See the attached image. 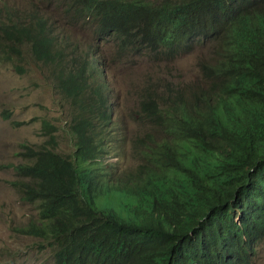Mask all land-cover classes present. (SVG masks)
Wrapping results in <instances>:
<instances>
[{
  "label": "trees",
  "instance_id": "trees-1",
  "mask_svg": "<svg viewBox=\"0 0 264 264\" xmlns=\"http://www.w3.org/2000/svg\"><path fill=\"white\" fill-rule=\"evenodd\" d=\"M64 7L120 57L171 60L211 43L207 85L188 96L163 77L149 79L138 115L153 129L136 141L147 164L117 177L102 162L113 120L98 91L106 82L97 53L67 56L68 42L38 12H9L0 21V63L28 51L54 67L74 108L71 154L58 150V127L47 120L46 140L18 152L24 161L13 165L11 183L39 216L17 230L46 242L55 264H254L264 241V0H65ZM102 197L130 217L100 210Z\"/></svg>",
  "mask_w": 264,
  "mask_h": 264
},
{
  "label": "rangeland",
  "instance_id": "rangeland-1",
  "mask_svg": "<svg viewBox=\"0 0 264 264\" xmlns=\"http://www.w3.org/2000/svg\"><path fill=\"white\" fill-rule=\"evenodd\" d=\"M64 3L65 0H0V21L7 20L9 12L13 18L16 14L36 11L52 24L54 35L68 42V52L81 55L97 45L104 60L116 123L109 156L102 162L106 170L112 171L113 167L117 177L137 173L147 161L145 147L136 141L153 129L138 115L141 94L149 87V79L163 77L171 88L173 83L189 96L191 90L204 84L200 64L210 58L212 45H199L194 54L173 63H155L145 54L120 57L113 42H96L93 25L67 12ZM76 46L80 50H74ZM53 70L50 65L36 62L28 51L20 61L0 63V264H55L54 253L46 242L17 230L37 218L39 211L11 183L18 178L13 165L24 161L18 155L22 144L45 141L44 120L58 126L55 134L60 152L71 154L75 149L68 129L74 110L56 88ZM161 91H165L164 86ZM156 133L163 137L159 130ZM97 207L113 210L126 219L130 217L120 202L105 197L97 200ZM254 264H264V241L257 247Z\"/></svg>",
  "mask_w": 264,
  "mask_h": 264
},
{
  "label": "clouds",
  "instance_id": "clouds-1",
  "mask_svg": "<svg viewBox=\"0 0 264 264\" xmlns=\"http://www.w3.org/2000/svg\"><path fill=\"white\" fill-rule=\"evenodd\" d=\"M97 42V41H96ZM210 45H212L211 43H210ZM199 47V46H198ZM197 47V48H198ZM197 50V49H196ZM65 51V53H66V55L67 56H73V55H75V54H73V53H70V52H68L66 49L64 50ZM196 52V51H195ZM194 52V53H195ZM90 53L92 54V53H97L96 55H92V56H95L96 58H98V59H100V61L102 62V65H101V70L103 71V75H104V78H105V82H106V87L105 88H102V87H100L99 89H98V91H99V95H100V97L102 98V100L104 101V104H105V107H104V110H106V113H107V115H108V117H110L112 120H113V122H112V124L110 125V127L107 129V131H106V134H107V139H106V141H107V147H109L110 145H109V143H111L112 142V139L111 138H113L112 136V134H113V132L116 130V123H115V108H113V105H112V103L110 102V96H109V94H108V81H107V75H106V72H105V65H104V60H103V58H102V54H100V52H99V49L97 48V49H90ZM193 53V54H194ZM189 55H192V54H189ZM189 55H184L183 53H180V54H178L174 59H171V60H162V59H160V60H155V59H149L150 61H152V62H155V63H160V62H171V63H173V62H177V59L179 58H182V57H185V56H189ZM149 58V57H148ZM65 60L66 61H68L66 58H65ZM205 63L202 61L201 62V64H200V67H201V70L203 71V69H202V66L204 65ZM204 73V72H203ZM204 84L203 85H207V82H206V77H205V74H204ZM56 88L61 92V93H63L64 94V96L70 101V103H71V99L67 96V94L61 89V87H60V84H59V81H58V79H57V77H56ZM143 93V92H142ZM141 100H142V94H141ZM140 103H141V101H140ZM71 106H72V104H71ZM72 108H73V106H72ZM73 110H74V108H73ZM74 114V113H73ZM72 117H73V115H72ZM54 125V124H53ZM56 126V125H55ZM58 127V126H57ZM58 131V130H57ZM56 131V132H57ZM46 137V136H45ZM46 140V139H45ZM28 144H30V143H28ZM110 152V151H109ZM261 243V242H260ZM259 243V244H260ZM258 244V245H259ZM258 247V246H257Z\"/></svg>",
  "mask_w": 264,
  "mask_h": 264
}]
</instances>
